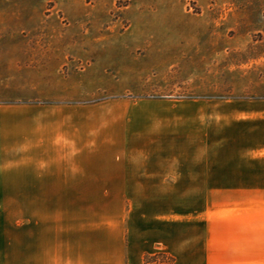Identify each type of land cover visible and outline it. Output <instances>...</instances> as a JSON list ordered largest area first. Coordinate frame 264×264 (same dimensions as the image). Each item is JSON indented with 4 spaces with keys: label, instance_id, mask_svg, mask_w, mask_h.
<instances>
[{
    "label": "rangeland",
    "instance_id": "374dc122",
    "mask_svg": "<svg viewBox=\"0 0 264 264\" xmlns=\"http://www.w3.org/2000/svg\"><path fill=\"white\" fill-rule=\"evenodd\" d=\"M0 41V264H65L76 253L126 264L103 218L141 200L178 211L186 244L146 261L264 264L262 164L227 180L239 187H32L49 181L35 170L60 168L66 135L107 145L125 116H175L193 100L247 101L260 120L243 146L257 139L264 156V0H0Z\"/></svg>",
    "mask_w": 264,
    "mask_h": 264
},
{
    "label": "crops",
    "instance_id": "0c3cea01",
    "mask_svg": "<svg viewBox=\"0 0 264 264\" xmlns=\"http://www.w3.org/2000/svg\"><path fill=\"white\" fill-rule=\"evenodd\" d=\"M2 57L0 53V61ZM176 106L184 110L175 116L146 113L125 116L121 119V140H108L107 145L101 144L96 134L86 135V138L66 135L60 142V168L35 170V180L42 175L43 180L49 181H34L38 185L32 187L61 190L239 187L229 185L227 180L255 174L259 169L254 167L264 165V156L260 157L259 147L254 144L257 139L249 140L251 147L243 146L245 132L254 135V126L260 120L253 112L245 111L252 107L247 101L193 100L176 103ZM230 142H234L236 149H228ZM146 202L132 203L129 209L122 203L121 211L109 210L103 218L107 221L103 227L113 240L118 230L126 264H170L147 262L145 257L159 250L174 255L186 246L181 239L184 237L175 232L179 226L178 211L158 210L155 206L160 204ZM116 215L121 222L116 221ZM174 258L172 264H181L179 256ZM44 259L46 264V255ZM69 260L70 263L66 259L65 264H93L90 255L85 258L79 253Z\"/></svg>",
    "mask_w": 264,
    "mask_h": 264
},
{
    "label": "trees",
    "instance_id": "16d2710c",
    "mask_svg": "<svg viewBox=\"0 0 264 264\" xmlns=\"http://www.w3.org/2000/svg\"><path fill=\"white\" fill-rule=\"evenodd\" d=\"M146 260V259H145ZM148 262V261H147Z\"/></svg>",
    "mask_w": 264,
    "mask_h": 264
}]
</instances>
